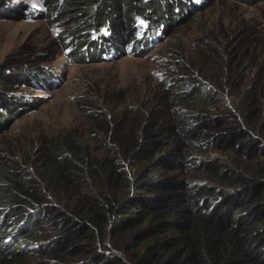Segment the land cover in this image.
Here are the masks:
<instances>
[{"label": "trees", "instance_id": "trees-1", "mask_svg": "<svg viewBox=\"0 0 264 264\" xmlns=\"http://www.w3.org/2000/svg\"><path fill=\"white\" fill-rule=\"evenodd\" d=\"M233 1L236 4L254 2ZM63 2H66L65 6H62ZM204 2L203 8L188 12L178 0H43V6L55 8L57 19L50 21L51 18L43 14L39 17L47 20L50 27L57 25L64 30L67 25L62 23L69 16L73 18L71 25L76 27V32L59 33L58 47L63 50L62 54L70 51L65 55L67 60L84 65L99 61L100 54L121 58L128 54L140 56V52H130L139 51L140 46L138 49L129 47L130 44L138 45L133 43V20H145L148 31L152 33L161 28L164 37L173 25L212 5V0ZM7 4H11L9 0H0V8L4 9ZM9 6L14 15L20 13L14 5ZM5 12L0 11V15ZM82 15L86 19L77 21ZM105 26L109 27L111 38L103 40L100 45L93 44L90 32ZM125 43H128L129 53L122 49ZM141 46L147 48L145 44ZM12 71L8 69L0 73V87L9 92L25 86L28 77L37 79L36 75L22 70V73H17V79L12 80ZM50 78L60 80L55 75ZM172 83L175 84V81ZM46 88V92L51 91L49 85ZM166 97L172 100V105L179 104L185 110L205 109L206 97L199 92L176 96L167 91ZM35 102L38 101L26 104L0 95V127L36 107ZM248 102L247 127L240 122L244 115L232 113L230 118L214 120L210 116L199 118L198 115L193 118L197 119L196 124L190 129L184 125L188 121L184 119L181 122V117L171 111L167 116L154 112L152 119L155 118L157 123L152 124L145 119V114L142 116L138 111L140 123L135 128L122 124L119 131L116 130L120 124L114 131L115 124L109 122L106 138L113 145V157L94 164L78 163L83 150L70 135L53 140L48 147V158L54 165H46L42 175L58 193L65 190L72 193V187L75 188L72 194L74 200L80 203L79 207H84L80 210L84 218L74 213H63L64 219L59 224L61 234L52 242L48 256L56 264H127L116 255L97 252L96 248L106 232L117 236L136 231L132 236L134 243L150 239L152 242L140 252L132 253L128 264H264V147L259 141L264 138L255 136L260 130L264 136V101L257 99L253 93L249 95ZM14 111L16 113L12 115ZM98 117L91 115L90 118ZM223 152H230L233 157L262 160L258 177L238 169L239 166L238 171L233 172L230 169L233 162L221 163V159L216 158L197 162L192 158L194 153L220 155ZM67 156L73 161L67 160ZM222 167L226 168L227 177L236 178L230 185L234 188L231 193L215 194L214 189L204 186L191 192L179 178L217 173ZM20 176L23 172L16 163L1 170L0 191L12 208L19 205L23 197L14 195L11 190L18 188V183L22 181ZM88 185L92 188L85 190ZM124 189L131 193L120 200L116 196ZM27 196L39 202L30 192ZM14 209L2 213L0 256L9 264H28L29 257H39L46 252L40 247H29V243L41 232L38 221L43 214L31 216L25 212L16 213ZM5 240L9 243L6 244ZM21 258L25 261L18 260Z\"/></svg>", "mask_w": 264, "mask_h": 264}, {"label": "rangeland", "instance_id": "rangeland-1", "mask_svg": "<svg viewBox=\"0 0 264 264\" xmlns=\"http://www.w3.org/2000/svg\"><path fill=\"white\" fill-rule=\"evenodd\" d=\"M41 1L9 0L20 12L15 15L9 6L11 4L0 8V11H6L0 15V73L11 69L13 76L10 79L16 80L17 73H22V70L40 69L50 70L60 78L58 87L47 92L35 93L25 86L9 92L0 87V95L26 104L38 101L34 103L36 107L0 127V177L1 170L11 163H16L23 172L18 188H11L14 195L23 196L19 205L14 207L16 209L8 205L0 191V229L3 212L14 209L16 213L25 212L31 216L43 214L38 221L41 232L29 243V247L39 246L46 252L39 257H29L28 264H56L48 255L52 242L61 234L59 224L64 219L63 213H74L84 218L80 212L84 207H79L80 203L74 200L72 193H75V188L72 187V193L66 190L58 193L43 177L46 165H54L48 158L49 144L70 135L83 150L79 164L111 159L113 145L106 138L108 123L115 124L114 131L117 124L121 126L116 131L121 129L122 124L135 128L140 123L138 111L142 116L145 114L150 124L157 123L155 118L152 119L154 112L167 116L171 111L181 117V122L184 119L188 121L184 124L186 129L196 124L197 119L193 118L198 115L199 118L210 116L214 120L230 118L231 113L241 114L244 115L241 125L247 127L249 95L254 93L257 99L264 101V0H254L252 4L212 0V5L203 12L192 14L184 22L173 25L157 46L130 51L142 53L140 56L98 59L84 65L67 60L58 47L59 33L76 32V27L71 25L73 18L69 16L62 23L67 25L66 30L57 25L50 27L47 20L39 16L43 14L50 17V21L55 20L56 10L53 6H43ZM55 4L57 6L58 2ZM36 14L38 18H35ZM85 19L82 15L77 21ZM127 47L128 43H125L123 51ZM167 91L176 96L199 92L206 97L205 109L185 110L179 104L172 105V100L166 97ZM91 115L99 117L92 119ZM262 133L260 130L255 136L264 138ZM259 141L264 147V139ZM202 151L205 153V150ZM192 158L197 162L214 158L221 159V163L233 162V168L230 167L233 172L240 169L255 178L263 165L260 159L233 157L230 152L220 155L194 153ZM66 159L73 161L68 156ZM225 170L222 167L217 173L179 178L191 192L204 186L214 189L215 194L231 193L234 188L230 185L236 178L227 177ZM45 173L48 171L45 170ZM91 188L90 185L85 186V190ZM29 192L39 202L28 197ZM130 193L124 189L116 197L121 200ZM135 233L129 231L111 236L106 232L96 251L116 255L128 264L132 253L140 252L152 242L150 239L134 243L132 236ZM18 260L25 261L24 258ZM0 264L9 263L0 256Z\"/></svg>", "mask_w": 264, "mask_h": 264}, {"label": "clouds", "instance_id": "clouds-1", "mask_svg": "<svg viewBox=\"0 0 264 264\" xmlns=\"http://www.w3.org/2000/svg\"><path fill=\"white\" fill-rule=\"evenodd\" d=\"M39 246H37V248H38Z\"/></svg>", "mask_w": 264, "mask_h": 264}]
</instances>
